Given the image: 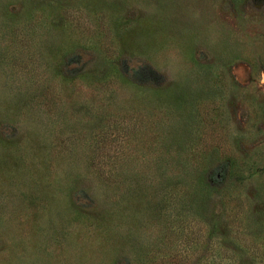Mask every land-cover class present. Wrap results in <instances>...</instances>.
Listing matches in <instances>:
<instances>
[{
  "label": "rangeland",
  "instance_id": "rangeland-1",
  "mask_svg": "<svg viewBox=\"0 0 264 264\" xmlns=\"http://www.w3.org/2000/svg\"><path fill=\"white\" fill-rule=\"evenodd\" d=\"M0 264H264V0H0Z\"/></svg>",
  "mask_w": 264,
  "mask_h": 264
}]
</instances>
